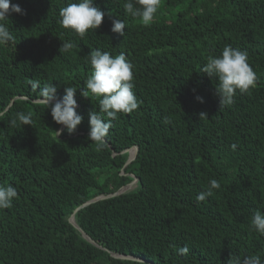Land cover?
<instances>
[{
  "label": "trees",
  "instance_id": "trees-1",
  "mask_svg": "<svg viewBox=\"0 0 264 264\" xmlns=\"http://www.w3.org/2000/svg\"><path fill=\"white\" fill-rule=\"evenodd\" d=\"M10 2L26 15L9 17L13 39L0 46V184L18 192L0 210V264H226L253 254L264 262V236L250 227L264 210V0H161L149 26L125 13V0H94L106 15L83 38L59 23L68 0ZM118 17L123 36L111 31ZM63 41L76 47L59 52ZM225 45L247 52L258 79L219 108L218 80L200 70ZM92 49L126 55L141 101L112 121L100 150L87 116L98 100L82 95ZM49 83L56 99L77 88L84 119L71 134L56 137L62 125L41 103ZM18 111L32 114V126L9 123ZM134 178V188L108 196ZM211 179L221 188L198 203ZM185 245L189 254L179 255Z\"/></svg>",
  "mask_w": 264,
  "mask_h": 264
},
{
  "label": "clouds",
  "instance_id": "clouds-1",
  "mask_svg": "<svg viewBox=\"0 0 264 264\" xmlns=\"http://www.w3.org/2000/svg\"><path fill=\"white\" fill-rule=\"evenodd\" d=\"M160 6L161 0H125L123 9L128 16L138 19L144 26H149L154 21ZM13 13L26 15V10L18 3L0 0V46L6 45L13 39L7 26V21ZM105 15L106 13L95 5L94 0H68L66 6L59 10V23L64 29L71 30L83 38L89 30L94 31L101 26ZM125 28L124 20L119 17L112 19V32L123 36ZM74 47L76 45L72 41H63L59 52L67 53ZM84 60L91 66V72L84 81L85 90L82 95L98 100V111L91 109L87 113L88 139L100 150L106 145L105 138L112 127V121L116 120L119 114H129L137 110L141 101L134 92V65L123 52L112 55L107 51L92 49ZM200 72L218 80L216 93L219 96V108L234 104L237 92L247 93L256 87L258 79L248 63L247 52L233 48L231 45H225L219 55L208 57ZM30 83L34 89L39 87V81H30ZM76 91L77 88L66 86L62 98L56 99L57 86L53 83L40 89L41 103L46 109H50L52 120L62 125L61 128L54 130L56 137L65 131L69 134L73 133L84 119L77 113ZM196 98L203 102L202 97ZM201 115L205 114L201 113ZM6 116L7 110H0V120H4ZM168 122L166 118L165 123ZM9 123L13 127L32 126V114L18 111L9 119ZM232 147L235 148V145ZM220 188L221 185L216 179L209 180L207 187L196 195V201L198 203L205 201ZM17 197L15 186L0 184V210L12 207L13 200ZM250 227L264 236V210L253 212ZM176 251L179 255L187 256L190 250L185 245L177 248ZM226 264H264V262L260 255L253 254L243 258L231 257Z\"/></svg>",
  "mask_w": 264,
  "mask_h": 264
},
{
  "label": "water",
  "instance_id": "water-1",
  "mask_svg": "<svg viewBox=\"0 0 264 264\" xmlns=\"http://www.w3.org/2000/svg\"><path fill=\"white\" fill-rule=\"evenodd\" d=\"M129 152H130V155H129V158H128L127 162H126L127 164H129V163L135 158V156H136V154H137V147H134V148L129 149ZM135 182H136V179L134 178L133 181H132V183H135ZM129 185H130V184H129ZM129 185H127V186H129ZM127 186L121 188V189L118 190L117 192L112 193V194H110V195H108V196H114V195H118V194L124 192V191L127 189ZM108 196H107V197H108ZM102 198H104V197L101 196V197H97V198H95V199H92V200H90V201L84 203L82 206H85V205H87V204H89V203H91V202H93V201H95V200L102 199ZM82 206H81V207H82ZM70 222H71L74 226L77 227V225H76V223H75V221H74V214L70 217ZM83 235H84V237H85L88 241H90L91 243L95 244V242H94L92 239H90V237H88L86 234H83ZM115 256H118V255H115Z\"/></svg>",
  "mask_w": 264,
  "mask_h": 264
},
{
  "label": "rangeland",
  "instance_id": "rangeland-1",
  "mask_svg": "<svg viewBox=\"0 0 264 264\" xmlns=\"http://www.w3.org/2000/svg\"><path fill=\"white\" fill-rule=\"evenodd\" d=\"M134 187H135V183H130V185L127 186L126 190H129V189L134 188Z\"/></svg>",
  "mask_w": 264,
  "mask_h": 264
}]
</instances>
